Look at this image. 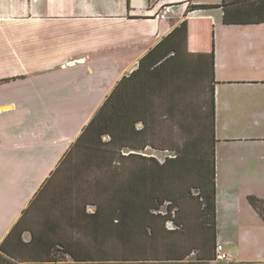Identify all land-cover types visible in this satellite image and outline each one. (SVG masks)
I'll return each mask as SVG.
<instances>
[{"label": "crops", "instance_id": "1", "mask_svg": "<svg viewBox=\"0 0 264 264\" xmlns=\"http://www.w3.org/2000/svg\"><path fill=\"white\" fill-rule=\"evenodd\" d=\"M222 3L0 0V245L120 79L186 22L178 64H213L216 241L229 264L264 263V223L247 201L264 200V23L224 24Z\"/></svg>", "mask_w": 264, "mask_h": 264}, {"label": "trees", "instance_id": "2", "mask_svg": "<svg viewBox=\"0 0 264 264\" xmlns=\"http://www.w3.org/2000/svg\"><path fill=\"white\" fill-rule=\"evenodd\" d=\"M228 6H240L245 9L244 17L256 20L235 21L229 17ZM214 7L191 6L188 10ZM219 7L224 11V24L264 23V0H223ZM186 36L187 25L182 22L139 60L134 71L120 79L0 245L1 253L14 262L0 256V264H192L186 261L192 251L177 250L176 242L167 244L163 259L145 255L160 240H176L183 226L178 220L180 210L191 200L197 204L194 214L204 236L197 248V260L205 264L214 261L217 222L213 64L211 55L208 60L205 56L194 59L190 65L193 70L178 64V49L185 45ZM205 82L210 86L206 103ZM178 132L182 139L177 144L174 137ZM147 150L170 151L173 155L158 162L143 154ZM73 191L87 196L81 206L74 204L65 214L68 231L88 239L91 234L93 241L115 237L123 246L139 248L131 250V254L143 252L144 257L118 259L111 255L95 259L73 249L71 239L60 237L64 232L61 222L48 221L40 230L26 227L28 214L41 202L50 199L56 208L62 201L68 202ZM247 201L264 223V200L248 196ZM89 207L92 212L87 211ZM167 223L171 229L166 228ZM26 232L30 234L28 242L22 239ZM54 236L60 238L58 242H54ZM56 247L64 255L61 259L54 255Z\"/></svg>", "mask_w": 264, "mask_h": 264}, {"label": "rangeland", "instance_id": "3", "mask_svg": "<svg viewBox=\"0 0 264 264\" xmlns=\"http://www.w3.org/2000/svg\"><path fill=\"white\" fill-rule=\"evenodd\" d=\"M100 108V107H99ZM98 108V110H99ZM97 110V111H98ZM97 113V112H96ZM94 117V116H93ZM92 119V118H91ZM182 139V135L178 132L175 134L174 140L178 144L180 143ZM151 155L155 159H157L158 162L163 161V159L167 156L173 155V152L170 151H164V150H159V151H153V150H147L144 151L143 154ZM243 183H238L237 185H240L243 189L248 188V190L252 191L254 186L258 185H263V184H253L251 182H244ZM242 184V185H241ZM252 195L257 197L258 191L255 192L252 191ZM260 193V191H259ZM261 195V193H260ZM85 192H77L73 191L70 196H68L70 199L68 202H61L56 208H53L52 204L53 202L50 201V199H46L44 202H41L36 209H32V211L28 214V217L26 218L25 225L27 228L30 230H40L41 228L45 227V223L48 221L56 223V222H61L60 226H62L64 232L60 237L64 236L65 238L71 239V242H74L75 244L72 245L73 249H76L80 253H85L92 255L95 259H106L107 257L114 255L115 257L119 258H128L130 256L133 257H144V253L140 252L139 254H131L132 252L137 251L139 248L132 247L130 244L127 246H123V243L117 240L115 237H105L101 240L93 241V236L89 234V239L86 236L79 235L77 232L73 231H68L69 226L67 225V219L65 214L68 213V209L73 206L74 204H78L79 206L82 205V202L84 198L86 197ZM196 205L193 200L187 202L184 204L182 211L180 210V215L178 216V220L183 223V226L180 227V231H177V237L176 240L171 238H168L166 240H160L155 248H153L149 253L146 252V257L149 255L154 256V257H161L160 259H163V257L166 256L167 252V244L169 242H176L175 244L178 245L176 247L177 250L181 251L182 249L185 250H190L192 251L190 256L187 258V263L192 262V264H205L197 260L198 256V250L202 245V241L204 240V236L202 235V232L199 230L198 226L199 223L197 222L196 215L195 213V208ZM88 212H92L93 208L89 207L87 209ZM173 216V213H172ZM58 219L59 221L55 220ZM55 220V221H54ZM59 225V223H58ZM166 228L171 229L172 225L170 223H167ZM68 231V232H67ZM192 233V234H191ZM28 234V233H26ZM25 235V234H24ZM27 239V236H25ZM175 238V236L173 237ZM54 242H58L57 239H60L58 236H54ZM92 239V241H90ZM208 239V237L205 236V240ZM64 240V239H63ZM67 241V240H66ZM141 244L144 242L143 239L140 240ZM139 244V242L137 241ZM137 249V250H136ZM54 255L58 258L61 259L64 257V255L59 251L60 247H56ZM89 252V253H88ZM105 252V253H102ZM149 254V255H148ZM70 261L69 258H67V262ZM71 262V261H70ZM137 263V262H136ZM138 263H152V264H167L166 262H138ZM207 264H229V262H207ZM259 264H264V263H259Z\"/></svg>", "mask_w": 264, "mask_h": 264}, {"label": "built area", "instance_id": "4", "mask_svg": "<svg viewBox=\"0 0 264 264\" xmlns=\"http://www.w3.org/2000/svg\"><path fill=\"white\" fill-rule=\"evenodd\" d=\"M214 261L213 262H229V255L225 252L224 247L221 244H216L214 249Z\"/></svg>", "mask_w": 264, "mask_h": 264}]
</instances>
